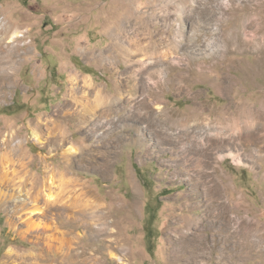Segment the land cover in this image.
I'll use <instances>...</instances> for the list:
<instances>
[{"label":"rangeland","instance_id":"1","mask_svg":"<svg viewBox=\"0 0 264 264\" xmlns=\"http://www.w3.org/2000/svg\"><path fill=\"white\" fill-rule=\"evenodd\" d=\"M263 126L264 0H0V264H264Z\"/></svg>","mask_w":264,"mask_h":264},{"label":"bare ground","instance_id":"2","mask_svg":"<svg viewBox=\"0 0 264 264\" xmlns=\"http://www.w3.org/2000/svg\"><path fill=\"white\" fill-rule=\"evenodd\" d=\"M16 34H18V32H16L14 35H13V37L12 38H14V37H17L16 36ZM147 52V51H146ZM143 100V99H142ZM146 100V99H145ZM118 104V103H117ZM151 105V104H150ZM108 106V105H107ZM120 106V105H119ZM129 106V105H128ZM113 107H115V105L113 106ZM112 107V108H113ZM139 107H140V105H139ZM135 109H137V108H135ZM243 110V109H242ZM109 111V110H108ZM102 113V112H101ZM113 115V114H112ZM242 120H243V123L244 124H246L245 126L247 127V128H249L251 125H252V123L250 122V120H248V118H245V116H242V118H241ZM96 123V122H95ZM251 123V124H250ZM216 129V128H215ZM252 129V128H251ZM263 129H264V126H263ZM261 130L262 129H260V128H257V129H253V130H251V131H249V133H247L248 134V136L250 137V138H252V139H264V136H262L261 135ZM214 132V131H213ZM220 133V132H219ZM225 133H226V131H225ZM188 134V133H187ZM186 134V135H187ZM33 135H34V139L36 140V141H38L39 143H41V144H44V143H46L47 141L41 136V134L40 133H38V132H34L33 133ZM209 136V135H208ZM227 136V135H226ZM232 136V135H231ZM247 136V137H248ZM201 138V137H200ZM234 138V137H233ZM202 139V138H201ZM200 139V140H201ZM225 139V138H224ZM207 140V139H206ZM205 140V141H206ZM213 140V139H212ZM208 141V140H207ZM223 141V140H222ZM226 141H228L227 139H226ZM201 142V141H200ZM214 142H216V141H214ZM234 142V141H233ZM196 143V142H195ZM199 143V142H198ZM230 143V142H229ZM225 144V143H224ZM207 146V145H206ZM222 146V145H221ZM67 152H68V154H71V155H75V154H77L78 153V149H77V147L75 146V145H73V144H70L69 145V147H67ZM208 151V150H207ZM54 184V180L52 179V181H51V185H53ZM49 199H54L55 198V194H53V192H51L49 195ZM223 208V207H222ZM226 207H224V209H225ZM228 209V208H227ZM225 212V211H224ZM232 215V214H231ZM239 216V215H238ZM104 217H106V216H104ZM252 221V220H251ZM232 222H234V221H232ZM241 222V221H240ZM249 224V223H248ZM235 226V225H234ZM248 226V225H247ZM252 226V225H251ZM237 227V226H236ZM257 228H258V226H257ZM247 229V228H246ZM261 229V228H260ZM263 229V228H262ZM234 230V229H233ZM252 230V229H251ZM257 230V229H256ZM227 231H228V229H227ZM242 231H244V230H242ZM248 232H249V230H248ZM236 233V232H235ZM242 233V232H241ZM175 234H176V232H175ZM176 237H178V236H176ZM230 237V236H229ZM235 237V236H234ZM181 238H182V236H181ZM184 238V237H183ZM243 239H245L244 237H243ZM242 239V240H243ZM228 240V239H227ZM233 240V239H232ZM183 241V240H182ZM231 242V241H230ZM242 244H243V242H242ZM247 244V243H246ZM245 244V245H246ZM249 244V243H248ZM205 247V246H204ZM253 247V246H252ZM251 247V248H252ZM246 249V248H245ZM249 250H250V247H249ZM245 251V250H244ZM224 257V256H223ZM222 260H224V259H222ZM225 261V260H224ZM221 262V261H220Z\"/></svg>","mask_w":264,"mask_h":264}]
</instances>
